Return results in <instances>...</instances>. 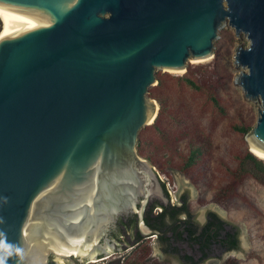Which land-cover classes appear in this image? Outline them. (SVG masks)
<instances>
[{"label": "water", "instance_id": "95a60500", "mask_svg": "<svg viewBox=\"0 0 264 264\" xmlns=\"http://www.w3.org/2000/svg\"><path fill=\"white\" fill-rule=\"evenodd\" d=\"M0 264H81L120 251L107 232L169 202L137 150L157 116L156 70L213 56L228 23L246 135L264 153V0H0ZM250 153H252L249 150Z\"/></svg>", "mask_w": 264, "mask_h": 264}, {"label": "rangeland", "instance_id": "374dc122", "mask_svg": "<svg viewBox=\"0 0 264 264\" xmlns=\"http://www.w3.org/2000/svg\"><path fill=\"white\" fill-rule=\"evenodd\" d=\"M218 35L219 39L213 41V56L207 60L189 62L184 72L156 70V77L163 79L159 95L165 110L156 128L145 126L139 131L137 148L143 158L141 150L145 147L153 152L150 163L170 202L187 194L198 221L211 210L238 229V249L228 253L213 249L204 264H264V175L248 161L244 163L247 173L241 176L238 172L239 161L249 152L246 135L256 122L260 106L258 101L246 98L236 82L243 68L234 63L235 49L247 46L248 40L243 33L237 37L228 23ZM187 75L200 89L185 84L182 77ZM147 96L150 98L149 93ZM192 142L203 143V155L186 167ZM120 218L107 232V238L119 244L120 251L105 260L81 264H189L184 255L197 260L194 250L176 245V252L167 251L154 236L137 242L132 228L129 235L119 239L113 232Z\"/></svg>", "mask_w": 264, "mask_h": 264}, {"label": "flooded vegetation", "instance_id": "af4514ba", "mask_svg": "<svg viewBox=\"0 0 264 264\" xmlns=\"http://www.w3.org/2000/svg\"><path fill=\"white\" fill-rule=\"evenodd\" d=\"M183 196H179L176 202L169 199V202L166 206H163L158 201H152L149 203L145 215L144 221L146 225L151 228L157 229L160 232H166L169 229V232L165 236L156 237L160 242L163 249L176 248V245H182L187 250H194L198 255L197 260H186L189 264H200L203 261V264L210 259V255L213 253V249H218L221 252L228 253L238 249L239 247V236L238 229L230 224L228 221L223 219L216 212L208 210L203 217L202 221H198L194 214L192 213L189 204L188 197L185 194V199ZM165 208V209H163ZM210 212L215 213L220 220L228 222L231 226L230 232L236 234L237 239V249H229L227 247H220L218 243L214 242L211 245L207 243L208 233H204L203 229L209 224L210 233L213 232L215 226L212 223V216ZM117 228L113 234L120 239L123 235L128 234V229H133L134 233L132 237L140 241L145 237L140 236L136 230V218L134 215H128L121 217L117 223ZM228 226V227H230ZM227 229L228 227L225 226ZM203 232V236L200 238V241L196 238L197 235H200ZM174 253V252H173ZM96 261V260H95ZM93 261V262H95ZM194 261V262H193Z\"/></svg>", "mask_w": 264, "mask_h": 264}, {"label": "trees", "instance_id": "16d2710c", "mask_svg": "<svg viewBox=\"0 0 264 264\" xmlns=\"http://www.w3.org/2000/svg\"><path fill=\"white\" fill-rule=\"evenodd\" d=\"M1 29H2V22L0 19V32H1ZM156 79H157V83L154 86H150L148 88V93H149L150 98H153L155 101H157V103L159 105V111L157 113L156 118L154 119V121L150 125H148L151 128L157 127V124L159 122V118L161 117V115L163 114V112L165 110L164 102L160 98V95H159V90L163 86V79L158 78V77H156ZM182 79L188 87H190L192 89H200V86L192 79V77L187 75V76L182 77ZM211 99L215 104H218L216 98L211 97ZM240 129H241V131H244V132L249 131L247 128H240ZM139 142H140V140H138L137 147L139 146V148H140ZM137 150H139V149L137 148ZM141 152H142L144 158H146L148 161L152 160V153L153 152H151L150 149L145 147L144 149L141 150ZM202 155H203V143H198V142L193 143L192 142L190 144V147H189V152H188V157H187L188 161L186 162V167H189L190 165L195 164L200 159V157ZM247 161L253 164L254 169L257 170L258 173L264 175V160L256 157L253 153H250V152H246L245 155L243 156V158L239 161V165H238L239 175L242 176V175H245L247 173L246 167L244 166V163ZM257 179L260 180L259 175L257 176ZM162 185L164 186V184H162ZM185 198L186 197L184 195L183 199H185ZM217 199L219 201H222V199H220L218 197H217ZM163 209H165V208H163ZM210 215L213 218L212 223L215 226V229L213 230L212 233H210L209 224L207 226H205L203 229L204 233H208V235H207L208 245H211L212 243L216 242V243H218V245L220 247H227L229 249H235V248L237 249L238 244H237L236 234L230 232V229H231L230 224L228 222L220 220L219 217L213 212L212 213L210 212ZM225 226H227V227L230 226V227H228V229H227ZM203 232L200 235L196 236L198 241H200V238L203 236ZM166 250L171 251V252H176L177 248H169ZM183 258L186 260H192V257L188 256V255H184ZM224 264H238V263L231 261V262H226Z\"/></svg>", "mask_w": 264, "mask_h": 264}, {"label": "bare ground", "instance_id": "6f19581e", "mask_svg": "<svg viewBox=\"0 0 264 264\" xmlns=\"http://www.w3.org/2000/svg\"><path fill=\"white\" fill-rule=\"evenodd\" d=\"M0 19H1V22H2V29H1V32H0V37H2V34H3V31H4V28H5V16L3 14L0 13ZM207 59H203V60H198V61H190V62H201V61H205ZM173 72V71H172ZM181 72H184V71H181ZM178 73V72H177ZM157 106V105H156ZM248 145H249V150L258 158L264 160V153L261 152L260 150H258L257 148H255L254 146H252L250 140L248 139ZM96 259H90L89 262H93L95 261ZM62 264V263H61Z\"/></svg>", "mask_w": 264, "mask_h": 264}, {"label": "built area", "instance_id": "2783aa9c", "mask_svg": "<svg viewBox=\"0 0 264 264\" xmlns=\"http://www.w3.org/2000/svg\"><path fill=\"white\" fill-rule=\"evenodd\" d=\"M167 192L170 196H173L172 192L169 189H167Z\"/></svg>", "mask_w": 264, "mask_h": 264}]
</instances>
